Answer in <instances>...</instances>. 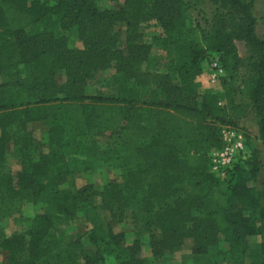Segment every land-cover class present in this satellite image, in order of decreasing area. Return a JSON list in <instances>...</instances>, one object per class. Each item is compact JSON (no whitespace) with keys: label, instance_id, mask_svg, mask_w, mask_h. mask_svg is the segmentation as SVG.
<instances>
[{"label":"trees","instance_id":"1","mask_svg":"<svg viewBox=\"0 0 264 264\" xmlns=\"http://www.w3.org/2000/svg\"><path fill=\"white\" fill-rule=\"evenodd\" d=\"M122 2L119 8L99 10L95 0H0V217L17 211L22 192L29 189L33 203H43L58 215L76 216L82 204L91 211L94 205L85 197L95 195L91 185L76 193L62 188L66 157L87 164L75 156L77 150L87 151L83 139L92 132H112L110 147L91 152L98 162L115 163L123 171L121 182L113 181L100 192L102 209L113 217L119 213L120 219L123 211L130 212L144 230L154 229L157 237L150 243L154 258H167L189 241L194 263L202 264L222 238L236 260L248 249L250 237L264 240V171L260 187H255L262 163L247 146V156L220 180L209 172V155L221 146L214 121L236 128L248 110L257 119L264 146V43L254 34L250 6L224 0L225 12L214 16L205 30L186 24L183 0ZM144 20L156 21L163 36L143 38L138 28ZM41 22L42 31L28 34ZM119 23L126 25L123 32L117 31ZM108 29L116 35H109ZM70 32L82 50L68 48ZM234 41H243L254 51L257 77L237 80L242 61ZM152 45L175 52L174 77L156 71ZM211 52L218 55L226 74L219 80L223 108L195 83ZM109 68L115 73V94L87 96L88 84ZM176 78L178 85L173 83ZM143 94L148 100L139 105ZM245 100L252 108L247 109ZM226 111L231 114L225 121L219 117ZM36 122L47 123L44 152L32 138L30 127ZM10 151L21 162L14 175L5 168ZM89 239L93 246L100 243ZM132 245L128 259L120 264H144L137 255L138 242ZM0 250V264H75L48 214L34 217L24 234L7 236L0 231ZM259 253L264 264V241ZM82 260L97 264L101 258L96 252L84 253Z\"/></svg>","mask_w":264,"mask_h":264},{"label":"rangeland","instance_id":"2","mask_svg":"<svg viewBox=\"0 0 264 264\" xmlns=\"http://www.w3.org/2000/svg\"><path fill=\"white\" fill-rule=\"evenodd\" d=\"M185 5L183 7L184 17L186 18V24L188 26H201L205 30H209L212 26V20L214 16L221 15L225 12L223 9L224 0H183ZM250 6V13L255 19L254 34L255 36L264 43V0H240ZM251 4H250V3ZM95 5L99 10L116 9L123 5L122 0H116L114 2L108 0H95ZM44 28V22L39 23L37 26L30 29L28 34H36L42 31ZM126 29L124 23H119L117 31L123 32ZM139 32L141 36L145 39H150L152 37H162L163 32L161 27L154 20H144L139 24ZM117 31L108 29L109 35H116ZM234 46L236 50L237 58L242 61L239 64V78L244 80L249 75L257 77L255 70L257 69V62L255 61L256 55L251 47L245 44L243 41H234ZM67 46L71 50H82V43L76 38L73 32L67 34ZM150 56L152 62L156 64V71L159 73H165L172 77L173 63L171 60L175 56V52L172 50H162L158 45H152L150 48ZM219 57L215 52H211L209 56L201 63L202 73L199 77L201 80L195 79V83L204 91L210 92L215 96L216 104L219 108H223L226 105L223 91L220 87L219 82L213 81L210 78V73L213 71L212 64L217 62L219 64ZM264 72V68H263ZM262 72V74H263ZM115 77L114 71L109 68L99 73L95 80L88 84L85 88V94L89 97H108L115 94V86L112 84V80ZM64 80L63 76L60 75L58 78L59 82ZM1 82V81H0ZM174 84L178 85L177 78L173 81ZM264 85V80H263ZM146 96L143 94L140 97L139 105L142 102H147ZM248 104V108H252V103L249 101H244ZM231 114V112L226 111L222 114L225 121L226 115ZM211 116V115H210ZM212 119L214 115L211 116ZM218 118V119H219ZM220 120V119H219ZM221 121V120H220ZM233 121H235L233 119ZM237 121V120H236ZM257 119L254 114L248 110V113L236 122V128L239 129L246 139L249 151L254 150L259 154L261 160V173L255 184L256 188L260 187V182L262 179L264 171V161L263 152L264 146L260 142ZM220 131L222 128L228 126L223 125L224 123H219L217 120L214 121ZM33 140L40 145L42 152L46 150L47 144V123L46 122H36L31 127ZM115 133L112 132H92L82 141V146L86 148L85 153H75V156L80 160L87 162L85 166H80L75 163L71 165L70 168H74L71 174L65 178V182L62 188L76 193L82 186L86 183L90 184L95 192V195L87 194V202L90 205H94V210L88 209L87 206L82 204V209L78 212L76 216L66 217L52 212L43 203H33L32 196L30 194H23V202L17 211H8L1 215L0 217V231L9 236L11 234H24L30 226L32 225V220L34 217L40 214H48L53 218V230L62 234V244L67 249V256L71 258L73 263L82 264V256L84 253L91 254L96 252L97 256L99 254L101 261L97 264H120L122 261L128 259L129 254L127 248L138 242V253L144 260V264H195L192 256V246L189 241H186L182 247H179L174 253L167 255V258H154L150 254V243L152 238L157 237V233L154 229L146 231L144 228L133 222L130 217V212L123 211L124 218L120 219L118 214L113 217L105 209H102L100 205V192L98 190H103V188L111 181H122L121 171L117 169L115 163L98 162L96 157H92L91 152L104 150L111 146L112 138ZM40 150V152H41ZM13 151V150H12ZM12 151L7 152L5 157V165L11 172H16L19 168V158L17 155L13 154ZM79 154L80 157L78 156ZM35 160L38 156L34 155ZM107 163L105 166L97 168L95 172H100L97 177H93L89 169H95L100 164ZM111 167L113 169H111ZM104 172L107 174L104 175ZM79 178H75L78 176ZM97 175V174H96ZM87 186V185H85ZM251 186V184H249ZM222 187L223 184H222ZM83 198V196H82ZM90 200V201H89ZM90 211V214H85V210ZM91 223L98 224L97 230L91 227ZM123 228L127 232L128 240L133 241L130 245H126V238L124 237H114V234H118L120 228ZM123 226V227H121ZM117 227V228H116ZM111 230L112 237L108 234ZM121 234V233H119ZM135 234V235H134ZM92 236L96 241L100 242L98 245L93 246L89 237ZM156 236V237H155ZM111 239H110V238ZM248 249L243 255L234 260L231 259L229 245L220 238L218 242L209 249L208 254L204 263L202 264H261L263 259L259 253V245L263 243L261 236L256 235L248 239ZM133 246V245H132ZM82 252V253H81ZM3 258V252L0 250V263Z\"/></svg>","mask_w":264,"mask_h":264},{"label":"built area","instance_id":"3","mask_svg":"<svg viewBox=\"0 0 264 264\" xmlns=\"http://www.w3.org/2000/svg\"><path fill=\"white\" fill-rule=\"evenodd\" d=\"M213 71L210 78L219 82L225 77V71L217 63L212 64ZM221 146L211 151L209 172L220 180L227 178L228 172L232 169L238 159L247 156L248 149L244 134L237 128L226 126L220 131Z\"/></svg>","mask_w":264,"mask_h":264},{"label":"crops","instance_id":"4","mask_svg":"<svg viewBox=\"0 0 264 264\" xmlns=\"http://www.w3.org/2000/svg\"><path fill=\"white\" fill-rule=\"evenodd\" d=\"M200 78H202V77H199V78H197L198 80H201ZM0 81H2V79L0 78ZM20 160V159H19ZM66 163H67V169H65V172H66V178L71 174L70 172H72L73 170H74V168H70L71 167V165H74L75 163H77V164H79L80 166H85L86 164H83V165H81L79 162H74L73 160H72V158L71 157H66ZM107 163H103V164H100L98 167H96L95 169H89V171L88 172H91V174H92V176L93 177H97L98 176V174L100 173V172H96V173H92V172H95L96 171V169L97 168H100V167H103V166H105ZM118 166V165H117ZM5 168H6V165H5ZM111 169H113L112 167H111ZM117 169H119V167H117ZM6 170H8V168H6ZM21 170V162L19 161V168H18V170L17 171H20ZM121 172V175H122V177H123V171H122V169H119ZM9 171V170H8ZM16 171V172H17ZM11 172V171H10ZM16 172H11L13 175L16 173ZM97 174V175H96ZM105 174H107L106 172H104V175ZM75 178H79V175L78 176H75ZM114 181V180H113ZM113 181H111V182H113ZM111 182H109V183H111ZM117 182V181H116ZM108 183V184H109ZM90 184H92V183H86V184H84L82 187H84L85 185H90ZM107 184V185H108ZM106 185V186H107ZM98 192H101V190H98ZM23 194H32L33 193V191L32 190H25V191H23L22 192ZM71 193H73V192H71ZM91 227H92V225H91ZM117 227H119L120 228V226H117ZM116 227V228H117ZM121 227H123V226H121ZM117 233H122V234H124L125 236V238H126V245H130L131 244V241H132V239L131 240H128V233L127 232H125V230H123V228H120L118 231H116ZM135 235V234H134ZM134 239H135V236H134ZM134 239H133V241H134ZM132 241V242H133ZM150 254H151V249H150ZM152 255V254H151Z\"/></svg>","mask_w":264,"mask_h":264}]
</instances>
